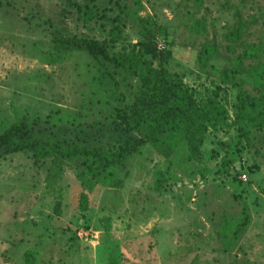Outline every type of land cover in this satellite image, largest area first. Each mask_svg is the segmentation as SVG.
<instances>
[{
    "label": "rangeland",
    "instance_id": "obj_1",
    "mask_svg": "<svg viewBox=\"0 0 264 264\" xmlns=\"http://www.w3.org/2000/svg\"><path fill=\"white\" fill-rule=\"evenodd\" d=\"M141 1L144 9L140 15L168 29L174 52L169 71L200 95L220 86L219 100L227 101L232 110L237 92L221 86L218 75L202 71L197 54L203 45L215 42L221 57L230 63L243 52L245 44L264 46V0ZM66 2L13 0V6L3 10L0 134L17 114L34 109L41 113L38 130L49 131L47 120L54 108L65 113L82 112L86 124L96 119L103 121L108 115L109 108L93 104L97 99L79 79L82 59L49 65L39 59L33 46L42 43L38 50H46L50 39L49 29L44 33L37 18L62 24L72 34L107 38L110 27L104 32L95 25L85 28L76 15L64 13ZM196 21L207 23L206 28L193 31L191 26ZM240 22L245 24L242 42L232 52L229 46L235 45L227 39L228 34ZM136 32L129 27L125 34L136 40ZM225 67L223 63L220 70ZM59 127L53 130L59 132ZM237 142L235 129L211 133L204 146L205 159L183 168L174 167L162 195L154 191V172L158 166H165L164 159L155 152H145L131 162L130 177L122 190L105 197V189H98L92 195V218L88 222L78 214L81 189L72 170L67 169L60 185L50 191L43 182L44 168L36 167L29 155L0 159V264H22L24 253L36 243L31 233H41L40 228H33L34 224L51 226L57 235L66 232V239L75 234L78 238L79 251L75 255L64 253V243L60 246L58 242H48L46 252L40 256L42 262L105 264L107 236L97 220L106 212L112 216V233L108 237L122 254L123 264H264V132L255 134L250 146L243 141L236 147ZM230 143L231 147L221 146ZM227 152L234 160L235 172L230 177L218 173ZM59 202L61 216L55 213ZM245 206L250 226L237 241L225 239L226 224L242 215Z\"/></svg>",
    "mask_w": 264,
    "mask_h": 264
},
{
    "label": "trees",
    "instance_id": "obj_2",
    "mask_svg": "<svg viewBox=\"0 0 264 264\" xmlns=\"http://www.w3.org/2000/svg\"><path fill=\"white\" fill-rule=\"evenodd\" d=\"M66 3L64 13L76 15L85 28L95 25L104 32L110 27L107 38L72 34L62 24L37 18L44 33L49 29L50 39L46 50H38L42 43L33 46L39 59L49 65L82 59L79 79L97 99L93 104L109 108L108 115L103 121L96 119L86 124L84 113H65L54 108L47 120L49 131L37 128L40 111L17 114L0 134V159L29 155L36 167L44 168L43 182L50 191L60 185L67 169L72 170L81 189L78 214L84 221L92 218V195L98 189H105V197L122 190L130 177L131 162L142 158L145 152H155L164 159L165 166H158L154 172V191L162 195L164 184L173 177L174 167L183 168L205 159L204 146L211 133L235 129L236 147H239L243 141L250 146L254 135L264 132L263 44H245L243 52L230 63L221 57L215 42L203 45L197 54V65L202 71L218 75L221 86L237 92L230 110L227 101L219 100L220 86L216 91L207 90L205 95H200L169 71L174 52L168 29L140 15L144 9L141 0H67ZM10 6L13 0L5 3L0 0V17ZM206 25L196 21L191 27L197 32ZM244 25L240 22L228 34L227 39L235 45L229 46L232 52L242 42ZM129 27L137 31L136 40L126 36ZM247 62H250L248 66ZM223 63L227 67L221 71ZM63 122L65 125H60ZM54 126H60L59 132L53 130ZM221 146L231 147L232 143ZM233 166L234 160L227 152L218 173L230 177L235 172ZM55 213L62 215L61 202ZM101 215L97 221L107 236L105 264H123L122 254L108 237L112 233V216L107 212ZM228 222L224 238L237 241L250 226L249 209L245 206L242 215ZM33 228H40L41 233H31L36 243L24 253L22 264H52L40 260L50 241L60 246L64 243V253L75 255L79 251L76 234L66 239V232L57 235L51 226L34 224Z\"/></svg>",
    "mask_w": 264,
    "mask_h": 264
},
{
    "label": "built area",
    "instance_id": "obj_3",
    "mask_svg": "<svg viewBox=\"0 0 264 264\" xmlns=\"http://www.w3.org/2000/svg\"><path fill=\"white\" fill-rule=\"evenodd\" d=\"M159 48H160V49L162 48V44L159 45Z\"/></svg>",
    "mask_w": 264,
    "mask_h": 264
}]
</instances>
